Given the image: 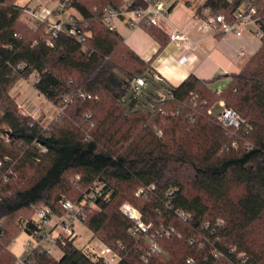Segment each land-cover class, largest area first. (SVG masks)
<instances>
[{
    "label": "trees",
    "instance_id": "trees-1",
    "mask_svg": "<svg viewBox=\"0 0 264 264\" xmlns=\"http://www.w3.org/2000/svg\"><path fill=\"white\" fill-rule=\"evenodd\" d=\"M241 1L204 0L201 8L229 18ZM65 2L79 17L63 24L51 46L44 24L22 20L26 6L0 0V264H13L8 245L19 232L43 229L35 207L62 215L64 199L117 252L116 264H264V38L239 71L214 78L229 77L221 90L190 73L169 86L170 98L150 92L144 109L135 92L126 98L130 82L141 76L156 85L152 61L168 34L141 25L158 43L146 60L102 22L108 7L120 10L126 0ZM257 5L264 27V0ZM71 27L89 34L77 41L66 33ZM33 73L34 87L63 106L48 124L22 112L10 94ZM219 101L243 119L239 128L217 121ZM124 202L140 211L146 232L131 233ZM57 244L59 258L35 250L33 264H105L73 239Z\"/></svg>",
    "mask_w": 264,
    "mask_h": 264
},
{
    "label": "built area",
    "instance_id": "built-area-1",
    "mask_svg": "<svg viewBox=\"0 0 264 264\" xmlns=\"http://www.w3.org/2000/svg\"><path fill=\"white\" fill-rule=\"evenodd\" d=\"M145 5H131V0H126L127 4L120 10H115L108 7L102 17L103 24L109 30H115V22L122 21L126 26L130 28L140 27L142 24L158 25L159 19L165 17L167 14V8L161 0H143ZM258 0H242L238 6L232 12L231 17L227 18L225 14L218 13L215 15H209L205 22L207 26L215 33L228 34L232 33L237 37H241L244 34H250L254 38H264V27L261 26V15L257 5ZM65 0H59L52 7L45 8L39 11L36 8L25 7L22 13V20L28 25L37 27L41 24L45 25V33L48 35L47 44H53L52 39L56 38L60 32L63 31V24L65 22H72L79 15L70 13L65 20H62L58 15L66 10ZM159 26V25H158ZM69 36L77 41H83L89 34V31L81 30L79 28L71 27L66 32ZM169 40L175 42L189 41L188 36L179 29H174L168 34ZM181 49L185 50L186 46L182 45ZM238 57L243 56V50H238ZM181 61L186 58L184 55L179 58ZM146 84V80L141 76L134 77L130 82V89L133 92L139 91L141 87ZM82 97L90 98L89 94L80 93ZM162 98H170L172 94L170 91L160 94ZM218 107L220 111L216 114V119L224 126L239 128L243 119L239 114L228 107H225L222 101H219ZM63 107L59 108L58 114L62 112ZM97 187L91 189L87 194V201L91 203V200L97 194ZM142 189L138 190V193ZM64 214L56 215L51 212L47 207L37 206L35 207L34 220L43 227L38 235H29L32 237L33 242L27 240L24 242L21 252L15 255L13 264H33L32 254L35 250L45 252L52 255L55 258H59L62 254V250L57 244V240L67 237L74 239V222L79 221L80 206L74 205L71 201L64 199L61 203ZM122 212L133 221V227L131 233L141 234L146 232L148 224H146L140 211L132 204L125 202L121 205ZM101 242V241H100ZM102 243V242H101ZM155 242L152 243V248H156ZM56 250L60 252V255H56ZM99 255L105 264H116L119 258L117 252L112 248L102 243V247L99 251L93 250ZM219 252H215V256L219 257Z\"/></svg>",
    "mask_w": 264,
    "mask_h": 264
},
{
    "label": "crops",
    "instance_id": "crops-1",
    "mask_svg": "<svg viewBox=\"0 0 264 264\" xmlns=\"http://www.w3.org/2000/svg\"><path fill=\"white\" fill-rule=\"evenodd\" d=\"M185 2L184 8H176L174 3H171L167 6L165 17H161L158 22L165 33L169 34L177 28L189 38V41L182 42L169 40L152 61L150 75L152 82L156 83L153 87L157 89L158 94L170 91L169 86L178 84L190 73L209 80L217 75L237 72L245 61L237 56L238 50H243V54L247 50L252 51V55L260 45L250 34L237 37L232 33L213 32L205 22L209 16V9L201 8L204 0H186ZM199 8L201 10L197 12ZM115 30L143 59H149L158 48V43L140 27L130 28L122 21H117ZM254 43H256L255 48ZM182 45L186 46L185 50L181 49ZM182 55L186 58L183 61L179 59ZM223 77L226 82L229 80V77ZM216 81L217 79H214L210 85Z\"/></svg>",
    "mask_w": 264,
    "mask_h": 264
},
{
    "label": "rangeland",
    "instance_id": "rangeland-1",
    "mask_svg": "<svg viewBox=\"0 0 264 264\" xmlns=\"http://www.w3.org/2000/svg\"><path fill=\"white\" fill-rule=\"evenodd\" d=\"M59 0H16V3L20 6H27L29 8H36L39 11L44 10L45 8L52 7L56 2ZM163 1L165 7L169 6L171 3H174V6L177 7H185L186 0H161ZM173 6V7H174ZM176 8H174L176 10ZM75 13L74 9L68 8L61 12L58 16L65 20L70 13ZM169 14V12H168ZM117 23V21H116ZM259 44L261 43L260 38L254 39ZM256 43H254V48ZM252 51H246L242 56V61H246V59L251 55ZM244 61V63H245ZM243 63V64H244ZM216 83L210 85L213 90H221L227 83L224 77L216 78ZM215 79V80H216ZM35 81V74H30L27 78H19L15 84L10 89L11 96L17 102L19 109L24 112L28 113L35 118H41L44 124H48L51 119H53L59 112V108L63 107L61 104L54 105L48 99L45 98L43 94H41L33 85ZM156 84L155 82H152ZM218 86L220 88L216 89ZM157 93V89L153 87V85L149 82L141 87L139 91L135 92V95L143 100V103L139 105V107L148 109L151 107L150 101L147 97L149 93ZM132 90L130 89L126 95V98L131 95ZM214 113H218L220 111V107L215 106L213 108ZM125 203V202H124ZM33 216H35V209ZM74 239L73 243L76 247L90 249L99 251L102 247V243L100 240L92 235L91 230L85 226L80 221L76 220L74 222ZM30 240L33 242L31 236L27 235L24 231L19 232L16 237L12 240V242L8 245V248L14 255H18L21 252L22 246L25 241ZM56 255L59 256L60 252L56 250Z\"/></svg>",
    "mask_w": 264,
    "mask_h": 264
}]
</instances>
